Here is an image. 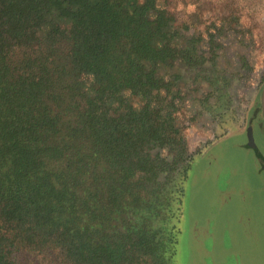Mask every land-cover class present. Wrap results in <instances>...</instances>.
I'll return each mask as SVG.
<instances>
[{
    "label": "trees",
    "instance_id": "1",
    "mask_svg": "<svg viewBox=\"0 0 264 264\" xmlns=\"http://www.w3.org/2000/svg\"><path fill=\"white\" fill-rule=\"evenodd\" d=\"M205 2L0 0V264H177L184 111L249 68L239 6Z\"/></svg>",
    "mask_w": 264,
    "mask_h": 264
},
{
    "label": "rangeland",
    "instance_id": "2",
    "mask_svg": "<svg viewBox=\"0 0 264 264\" xmlns=\"http://www.w3.org/2000/svg\"><path fill=\"white\" fill-rule=\"evenodd\" d=\"M186 1L179 0L185 10L212 2ZM234 1L246 38L235 55H245L249 68L235 88L231 109L222 108L219 119L184 111L195 156L178 212L177 264H264V164L247 145L253 125L264 153V0Z\"/></svg>",
    "mask_w": 264,
    "mask_h": 264
},
{
    "label": "water",
    "instance_id": "3",
    "mask_svg": "<svg viewBox=\"0 0 264 264\" xmlns=\"http://www.w3.org/2000/svg\"><path fill=\"white\" fill-rule=\"evenodd\" d=\"M261 107H262V112H263V116H264V85H263L262 92H261ZM248 136H249V141H248L247 145L249 147H253L255 149L257 155L261 156L264 159V154L261 151V149L259 148L257 142L255 141L254 133H253L251 126L249 128Z\"/></svg>",
    "mask_w": 264,
    "mask_h": 264
},
{
    "label": "flooded vegetation",
    "instance_id": "4",
    "mask_svg": "<svg viewBox=\"0 0 264 264\" xmlns=\"http://www.w3.org/2000/svg\"><path fill=\"white\" fill-rule=\"evenodd\" d=\"M248 141H249V137H248ZM255 141H256V138H255ZM251 149H254L253 147H250ZM260 149H261V147H259ZM254 151H255V149H254ZM261 151H262V149H261ZM256 152V151H255ZM263 152V151H262ZM257 154V153H256ZM264 154V153H263ZM257 157H258V160H259V162H260V164H264V159L261 157V156H259V155H257Z\"/></svg>",
    "mask_w": 264,
    "mask_h": 264
}]
</instances>
